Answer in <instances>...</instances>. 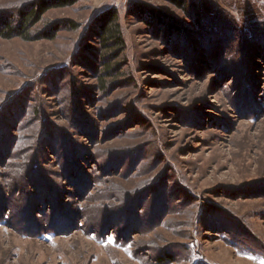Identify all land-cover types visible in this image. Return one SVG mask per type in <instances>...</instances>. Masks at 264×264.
Listing matches in <instances>:
<instances>
[{"label": "rangeland", "instance_id": "1", "mask_svg": "<svg viewBox=\"0 0 264 264\" xmlns=\"http://www.w3.org/2000/svg\"><path fill=\"white\" fill-rule=\"evenodd\" d=\"M174 1L0 37V264H264V0Z\"/></svg>", "mask_w": 264, "mask_h": 264}, {"label": "trees", "instance_id": "2", "mask_svg": "<svg viewBox=\"0 0 264 264\" xmlns=\"http://www.w3.org/2000/svg\"><path fill=\"white\" fill-rule=\"evenodd\" d=\"M79 0H35L29 7L15 9L10 12L0 14V37L12 39L20 37L24 41L40 40L43 35L31 36V31L42 21L43 17L50 11L74 6ZM178 6L182 7L181 2L175 0ZM150 14L155 19L160 20V12L156 9H151ZM164 22L163 20H160ZM101 36L100 42L104 48H108L107 44L112 43L116 47L123 48L124 40L122 37L121 28L117 10L106 12L101 20ZM171 32L179 30L177 25H170L168 28ZM44 38H48L45 36ZM107 73V72H105ZM4 219H9L8 216ZM20 220V219H19ZM164 260H158L159 263H164Z\"/></svg>", "mask_w": 264, "mask_h": 264}]
</instances>
